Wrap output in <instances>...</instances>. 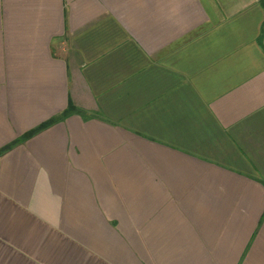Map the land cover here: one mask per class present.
<instances>
[{
	"label": "crops",
	"instance_id": "0c3cea01",
	"mask_svg": "<svg viewBox=\"0 0 264 264\" xmlns=\"http://www.w3.org/2000/svg\"><path fill=\"white\" fill-rule=\"evenodd\" d=\"M0 264H264V0H0Z\"/></svg>",
	"mask_w": 264,
	"mask_h": 264
}]
</instances>
